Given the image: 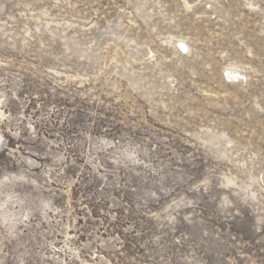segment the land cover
Instances as JSON below:
<instances>
[{
    "label": "rangeland",
    "instance_id": "rangeland-1",
    "mask_svg": "<svg viewBox=\"0 0 264 264\" xmlns=\"http://www.w3.org/2000/svg\"><path fill=\"white\" fill-rule=\"evenodd\" d=\"M0 264H264V0H0Z\"/></svg>",
    "mask_w": 264,
    "mask_h": 264
}]
</instances>
